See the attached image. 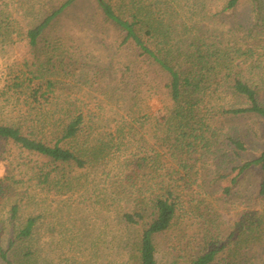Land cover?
<instances>
[{
    "label": "rangeland",
    "instance_id": "rangeland-1",
    "mask_svg": "<svg viewBox=\"0 0 264 264\" xmlns=\"http://www.w3.org/2000/svg\"><path fill=\"white\" fill-rule=\"evenodd\" d=\"M63 1L0 0V18L8 24L0 27V124L25 130L39 126L37 116L50 113L58 120L71 111L84 114L91 140L108 141L114 133L117 144L123 127L132 128V135L122 152L75 171L71 189L52 190L30 182L23 164L31 157L0 140V183L10 165L14 169L13 180L0 184V250L36 217L34 237L19 241L9 254L16 264H137L139 231L123 216L148 217L150 200L171 190L178 210L171 228L156 237L157 264H191L208 246L221 250L219 264H264L262 171L254 167L232 182L234 168L264 152L263 121L213 113L204 139L175 148L167 129L173 104L166 75L123 43L124 33L105 19L97 0H78L40 42L36 57L31 54L27 31ZM106 1L118 14H128L126 0ZM226 1L175 0L170 10L162 9L178 32L200 25L221 35L235 59L233 78L254 86L264 104V29L255 26V4L245 0L222 13ZM259 3L264 6V0ZM238 49L248 52L239 57ZM26 62L43 65L56 84L52 105L30 110L8 92L12 79L26 72ZM232 139L244 143L240 155Z\"/></svg>",
    "mask_w": 264,
    "mask_h": 264
},
{
    "label": "trees",
    "instance_id": "trees-1",
    "mask_svg": "<svg viewBox=\"0 0 264 264\" xmlns=\"http://www.w3.org/2000/svg\"><path fill=\"white\" fill-rule=\"evenodd\" d=\"M77 1L61 2L27 31V45L33 56L36 57L39 44L45 40L46 34ZM243 1L227 0L221 12L234 11ZM250 1L255 4V26L264 29V6L259 3L260 0ZM173 2L175 0H126L128 14L121 15L106 0H97L105 19L124 33L123 43L133 45L146 62L166 75V89L173 104L167 121L169 140H175L177 148L182 141L204 139L211 127L210 116L213 113L233 117L255 116L264 124V104L259 93L254 86L238 76L233 78L235 59L225 48L222 36L211 35L209 28L200 25L195 30H189L186 26V29L179 32L173 29L167 21L169 13L165 11L172 8L170 6ZM162 6L167 8L162 9ZM6 21L0 18V27ZM151 42L156 46L153 47ZM247 52L236 50L239 57ZM25 68L26 72L22 71L12 79L8 92L18 102L22 100L24 107L30 110L52 105L56 84L47 76L44 66L26 62ZM228 92H231L230 95ZM46 115L44 118L43 115L36 117L38 127L29 126L25 130L20 124H0V140L13 144L31 157L32 160L23 165L30 172V182L42 189H71L74 179L71 176L75 171L98 163L114 152H122L124 141L132 135V128L127 132L123 127L119 128L117 144H114V133L109 134L108 141L91 140L83 113L65 111L58 120L50 113ZM135 123L132 121L131 125ZM230 142L236 155L246 150L242 141L232 139ZM31 162L34 164L31 165ZM12 167L10 165L8 176L0 184L13 180ZM254 167L262 171L260 194L263 196L264 152L259 158L234 168L233 171L238 174L232 182H238L245 172ZM149 209L151 212L148 217L142 212L126 213L123 216L131 229L139 231L134 249L137 264H157L155 240L171 228L178 210L177 199L168 190L151 199ZM17 212L18 207L14 206L13 216ZM37 222L38 218H29L17 232L16 238L9 242L7 250H0L1 260L5 264H16L9 254L19 241L29 242L34 237ZM220 251L208 246L193 258L191 264H219L216 258Z\"/></svg>",
    "mask_w": 264,
    "mask_h": 264
}]
</instances>
